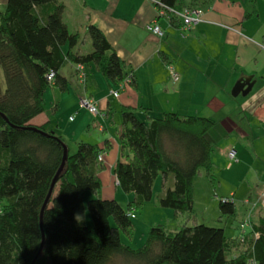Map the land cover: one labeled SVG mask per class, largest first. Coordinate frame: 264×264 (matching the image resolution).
<instances>
[{"label": "trees", "instance_id": "16d2710c", "mask_svg": "<svg viewBox=\"0 0 264 264\" xmlns=\"http://www.w3.org/2000/svg\"><path fill=\"white\" fill-rule=\"evenodd\" d=\"M196 1L181 6L179 0H159L176 10L192 8ZM63 12L58 0H6L0 9V264H31L41 244V229L44 242L34 264H264V213L245 230L243 239L241 230L228 237L223 226L194 219L195 176L203 169L215 184L213 147L207 139L215 122L204 116L165 112L143 120L135 108L122 106L123 158L112 171L117 186L132 199L123 207L101 197L100 150L82 141L74 153L67 151L40 219L65 143L48 122L35 126L30 121L44 111L43 95L49 86L67 90L61 67L67 62L95 64L110 82L122 83L129 74L133 81L96 25L86 28L90 50L76 51L80 34L69 31ZM174 20L178 19L170 18ZM50 72L52 80L47 79ZM157 179V204L180 214L181 224L174 229L152 225L143 245L131 248L121 235L132 237L131 218L151 200ZM84 191L93 194L86 204L91 226L76 217ZM218 209L220 223L235 213L227 198H218Z\"/></svg>", "mask_w": 264, "mask_h": 264}, {"label": "crops", "instance_id": "0c3cea01", "mask_svg": "<svg viewBox=\"0 0 264 264\" xmlns=\"http://www.w3.org/2000/svg\"><path fill=\"white\" fill-rule=\"evenodd\" d=\"M58 1L64 4V12H66L67 4L65 5L62 0ZM77 1L78 18L81 14L85 21L84 25L79 23L72 32L85 35L89 24L96 25L124 61L125 72L131 73L133 78L129 83H113L102 74L99 75L101 73L99 67L96 66L97 70H94L93 66L88 64L83 65L85 72L83 82L76 69L77 65L67 62L70 67L67 80L78 93V102L81 98L90 99L96 103L99 111L95 116L101 120L98 130L102 132V138L96 143H90L96 144L102 154L99 171L102 182L101 196L115 198L116 195V188L110 187V183L113 181L117 185L112 169L116 162L123 158L119 143L122 106L135 108L136 115H141V119L158 118L165 112H176L180 115L201 113L204 117L212 119L221 115L224 118L226 114L235 113L246 117L245 113H247L251 119L259 123V127H264V97L252 96L255 87L259 85L258 81L264 85V69H255V61L260 56L259 51H263L261 47L264 46V42H259L260 35L248 31L244 26L251 14H245L243 10L237 9L232 1L197 0L191 6L201 11V21L191 25L187 30H183L180 20L171 23L166 14L160 15L153 0ZM179 1L181 6H186L189 2V0ZM5 3L6 0H0L1 10L4 9ZM150 24H157L161 35L148 31L146 26ZM76 51L86 52L81 48ZM168 65L178 74V81L171 80ZM59 73L65 76L61 69ZM240 76H250L252 82L250 91L244 95L249 97V102L240 100L243 101L242 105L247 104L244 114L239 113V111L243 112L241 109L230 110L231 102L236 101L242 94V92L237 95L230 93ZM113 91L118 92L117 97L111 94ZM192 106H195L194 114L190 111ZM46 122L49 123V129L59 135L50 124L45 109L30 121L35 126ZM239 139L243 142L248 141L253 154L264 167L262 133L244 131ZM230 143L236 148L233 141ZM235 162H238V158ZM263 173L264 170L260 174V184L264 185ZM103 176H106L110 187L105 193ZM160 190L157 191L156 196ZM262 192L258 193L259 197ZM126 195L131 197L130 194ZM250 199H252L251 194H248L245 200ZM195 201L194 196V204ZM166 213L167 218L182 221L180 214H174L169 210H166ZM261 215H258L257 221ZM257 221L251 220L253 223Z\"/></svg>", "mask_w": 264, "mask_h": 264}, {"label": "rangeland", "instance_id": "374dc122", "mask_svg": "<svg viewBox=\"0 0 264 264\" xmlns=\"http://www.w3.org/2000/svg\"><path fill=\"white\" fill-rule=\"evenodd\" d=\"M62 1L68 6L66 12L63 13V18L68 25L69 31H75L78 24L81 23L84 25L85 21L81 14L78 18V1ZM228 1H232L233 6L237 7L239 10H243L245 14H251V17L247 19L244 26L247 27L248 31L260 35L258 37L259 42H264V0ZM78 48H81L83 51L90 50V41L87 34H80V40L75 49L77 50ZM259 52L260 56L255 61L257 67H255V69H264V53L263 51ZM91 65L94 70H97V65ZM69 68L68 63H65L61 68V72L67 79H69L70 75L68 72ZM99 69L101 71L100 67ZM99 75L101 76V73H99ZM258 84L252 96L264 97V85L260 81H258ZM75 92L72 84L69 83L66 91H61L56 86L51 85L43 95V105L48 114L50 124L53 125V129H56L57 133L62 137L70 154L76 151L79 142L96 143L102 138V132L98 130L101 120L99 117L90 114L86 109H80L78 107L79 96L77 95L78 93ZM230 93L232 95V91ZM248 98L249 97H244V95L240 94L236 101L231 102L230 110L237 111L241 109L243 112L239 111V113L244 114L246 112L244 108L247 107V104L246 106L242 105L241 102L243 101L240 102V100H246L248 103ZM194 109L195 106H192L190 110L193 114L195 113ZM245 114L247 118L245 116H239L236 113L226 114L224 118H222V115L219 118L217 116L214 119L211 118L215 122V125L207 133V139L213 147V167L211 173L214 176L215 184L214 186L212 185L203 169H200V173L197 174L193 180V193L196 200L193 206L195 214L194 219L198 223H204L209 226H223L225 228V234L228 237L239 235V224L246 220L247 215L250 216L252 221H257L258 215L264 213L261 207L262 199H260L258 195L260 191H264V185L260 184V174L264 170L263 164L259 162V159L253 154V150L249 146L248 141L243 142L239 139L242 133L244 134V131L254 134L261 132L263 137L264 127H259L257 121L251 119L247 113ZM116 115L114 114V117ZM198 115L204 116L201 113H198ZM137 116L139 119L142 117L141 115ZM109 119L111 118L109 117ZM231 141L236 144V148L234 145H231ZM227 143L229 145H227ZM231 147L236 151L238 162H232L227 157V152ZM263 177L264 173L262 175V178ZM103 183L105 189L104 193L108 192L110 187L116 188V195L113 199L118 201L123 207H126V204L133 196L129 197L126 195V193L115 185L113 181L110 183L109 187V181H107L106 176H103ZM160 183V179H157L155 187L153 188L151 200L145 203L141 211L137 210L134 212L135 217L131 218L134 226L132 237L129 239L121 235L122 242L129 245L131 248L136 249L143 245L152 225L163 224L174 229V227H178L181 224L180 221L167 218L168 215L166 210L173 212L171 209L162 208L157 204L156 194L158 193L157 191L160 190ZM248 194H251L252 199H250L249 204H245L244 200ZM81 195L83 208L77 211L76 217L84 219L88 225L91 226L86 204L93 194L90 191H84ZM125 196L128 197L125 198ZM101 197L104 198L103 196ZM216 197L230 199L235 204L234 215L227 217L224 223L217 221L220 212ZM254 203L255 206L253 205Z\"/></svg>", "mask_w": 264, "mask_h": 264}, {"label": "built area", "instance_id": "2783aa9c", "mask_svg": "<svg viewBox=\"0 0 264 264\" xmlns=\"http://www.w3.org/2000/svg\"><path fill=\"white\" fill-rule=\"evenodd\" d=\"M153 1L157 4L158 13H160V15H164V14L167 15V12H170L171 14L177 16L180 20V24L183 26V30H187L191 25L201 21V11L200 10L193 9V8H182L181 10H176V9L169 8L165 5H163L159 1H156V0H153ZM146 29L155 35H161V30L157 24L147 25ZM261 49L263 50V53H264V46H262ZM76 69L79 72L80 79L82 81H84L85 72L83 70V66L77 65ZM167 69L169 71V76H170L171 80L173 82L178 81L179 76L174 71V69L170 65L167 66ZM53 78H54V73L50 72L47 75V79L52 80ZM130 81H131V78H130V74H129L128 76L125 77V79L123 80L122 83H129ZM111 94L114 97L118 96L117 91H113V92H111ZM78 107L86 109L89 113H91L93 115H97L99 113L98 108L96 106V103L90 99H87V98H81L78 102ZM227 157L231 161L236 159V151L232 147L228 150ZM97 161L98 162L102 161V154L101 153L97 156ZM260 199H262L261 207L264 210V191L261 193ZM246 203H249V202L246 201ZM253 205L255 206V203ZM0 211H1V208H0ZM251 223L252 222H251L250 216L247 215L246 220L239 224V228L243 232V234L240 236L241 239H243L245 230L251 226ZM247 264H253V263H252V261H248Z\"/></svg>", "mask_w": 264, "mask_h": 264}, {"label": "water", "instance_id": "95a60500", "mask_svg": "<svg viewBox=\"0 0 264 264\" xmlns=\"http://www.w3.org/2000/svg\"><path fill=\"white\" fill-rule=\"evenodd\" d=\"M251 86H252V82H251V77L250 76H240L239 79L237 80V82L235 83V86L233 88L232 94L233 95H237L239 92H242V95H245V94H247L250 91ZM67 151H68L67 147L64 144L62 161H61V164H60L55 176L53 177V179H52V181L50 183L49 190L47 192L46 198H45V200H44V202L42 204V207H41V210H40V219L42 217L43 210L47 206V204L49 202V199H50V197L52 195V192H53L54 186L56 184V181L58 179V176H59L60 172L62 171V169L64 167V163H65V160L67 158V153H68ZM41 236H42L41 244H40L39 250H38L35 258L40 253V251L42 249V246H43V242H44V235H43L42 229H41ZM35 258L32 260L31 264H34Z\"/></svg>", "mask_w": 264, "mask_h": 264}, {"label": "bare ground", "instance_id": "6f19581e", "mask_svg": "<svg viewBox=\"0 0 264 264\" xmlns=\"http://www.w3.org/2000/svg\"><path fill=\"white\" fill-rule=\"evenodd\" d=\"M167 16H168L169 20H170L171 17H176V19L179 20V18L177 16L171 14L170 12H167Z\"/></svg>", "mask_w": 264, "mask_h": 264}]
</instances>
